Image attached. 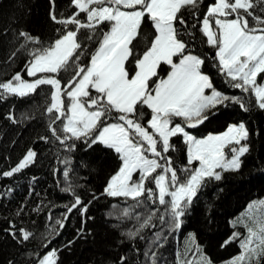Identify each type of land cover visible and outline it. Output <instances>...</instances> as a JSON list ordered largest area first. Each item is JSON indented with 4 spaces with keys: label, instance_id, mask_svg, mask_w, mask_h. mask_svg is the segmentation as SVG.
<instances>
[{
    "label": "snow or ice",
    "instance_id": "snow-or-ice-1",
    "mask_svg": "<svg viewBox=\"0 0 264 264\" xmlns=\"http://www.w3.org/2000/svg\"><path fill=\"white\" fill-rule=\"evenodd\" d=\"M49 5L48 17L62 26L54 38L45 41L24 27L11 30L19 46L8 60L21 52L26 56L23 68L0 81V99L33 100V94H50V99L45 97L47 129L36 139L58 142V148L68 150L62 161L63 191L71 194L66 211L50 225L53 234H60L75 209L81 226L73 240L84 238L94 232L86 227L95 219L89 216L93 202L121 198L127 206L113 227L132 245L135 264H215L196 232L185 237L171 261L166 245L184 229L209 185L220 188L242 174L251 151L248 123L226 118L224 130L206 134H197V126L217 120L221 107L233 102L246 112L264 110V0H209L205 11L202 0H70L68 15L56 11V0ZM197 26L201 43L212 49L206 54L193 42ZM82 30L87 34L81 35ZM146 30L151 38L140 47ZM9 31L4 29L6 35ZM209 56L224 80L247 95L216 86L204 70ZM30 111L6 115L17 122ZM81 148L93 159L114 161L102 191L91 188L87 196L76 190L70 166L71 151ZM179 152L184 158L176 155ZM40 155L38 148L28 147L15 166L0 174L12 176L34 165ZM247 208L257 211L243 220L232 218L235 230L221 243L240 248L226 264H264V198L249 201ZM8 225L5 239L24 243L36 235L27 226H17L16 220ZM73 240L48 247L52 241L45 238V251H32L31 264H62L61 249ZM118 259L128 264L131 256L121 254ZM6 264L17 261L12 257Z\"/></svg>",
    "mask_w": 264,
    "mask_h": 264
},
{
    "label": "trees",
    "instance_id": "trees-1",
    "mask_svg": "<svg viewBox=\"0 0 264 264\" xmlns=\"http://www.w3.org/2000/svg\"><path fill=\"white\" fill-rule=\"evenodd\" d=\"M208 3L209 0H202V11L206 10L203 6ZM49 6V0H0V81L23 68L25 62L26 54L23 52L8 60L11 51L19 46L18 42L12 41V29L27 28L45 41L57 35L55 29L62 26L48 17ZM55 8L58 13L68 15L73 6L70 5V0H56ZM5 28L10 30L7 35L4 33ZM196 31L197 38L193 42L198 45L199 51L205 54L212 51L211 46L201 43L202 34L198 32V26ZM86 34L87 31L82 30L81 35ZM150 38L151 33L146 30L140 47L145 46ZM93 46L94 43L90 45ZM81 59L84 61L86 58ZM204 70L212 75L214 83L222 90L235 95H247L240 89L232 88L224 80L223 74L219 73L211 62V56L208 57ZM70 73L71 69L65 76H69ZM24 75L26 76V73ZM33 96V100L20 97L9 101L0 99V173L15 166L28 147L35 146L41 153L34 165H29L12 176L0 174V264H6L7 259L12 257H15L17 264H31L34 258L30 254L32 251H45L42 246L45 238L52 241L48 247H59L68 240H73L81 226V216L74 209L59 235L53 234L50 228V225H55V221L66 211L65 205L71 199V194L63 191L65 177L62 170L65 164L62 161L68 150L58 148V142L49 144L36 139L37 133L44 134L47 129L45 97L48 96L50 99V94L45 91L42 95ZM28 110H31L28 116L17 122L11 121L6 115V112L13 111L19 117L20 112ZM216 115L218 119L212 123L205 122L197 126V134L224 130L226 118L243 119L251 130L249 137L251 151L246 154L242 174L233 177L220 188L209 185L205 194L201 196L196 211L186 220L184 229L169 238L166 250L170 261L176 249L184 247L185 237L191 232H196L200 244L204 246L203 251L215 264H226L229 257L240 251L239 245L233 242L221 247L222 241L235 230L231 219L243 220L249 212L257 211L255 208L248 209L247 205L249 201L264 196V110L254 109L246 112L238 103L233 102L230 106L221 107ZM257 129L261 131L258 133ZM47 134L51 135L50 132ZM173 141L182 144V140L176 137ZM71 155L74 157L70 166L75 169L73 183L76 190L86 196L89 195L91 188L102 191V185L111 172L114 161L103 157L93 159V156L87 154V150L83 148L79 151L73 149ZM176 155L184 158L185 154L179 152ZM126 206L127 202L121 198L103 197L94 201L90 206L89 216L95 219H89L86 223V227L93 228L94 232L88 233L84 238L77 237L71 245L61 249L62 264H109V262L119 264L118 258L121 254L131 256L128 264H135L136 256L129 252L132 245L121 236L118 228L113 227L120 222L118 217L108 215L110 211L116 213L115 207ZM18 210L21 212L19 216L16 215ZM49 212L52 214L51 219ZM9 220H16L17 226H27L36 235L24 243H18L11 238L5 239ZM238 227L242 232L245 231L243 224ZM121 240L124 242L120 243ZM137 246L142 247L143 241H139ZM189 258H193L191 254Z\"/></svg>",
    "mask_w": 264,
    "mask_h": 264
},
{
    "label": "rangeland",
    "instance_id": "rangeland-1",
    "mask_svg": "<svg viewBox=\"0 0 264 264\" xmlns=\"http://www.w3.org/2000/svg\"><path fill=\"white\" fill-rule=\"evenodd\" d=\"M261 198H264V196H262ZM124 208L125 207H119V208L115 207L114 210H115L116 214H118V215H115V216L116 217L123 216V214H124Z\"/></svg>",
    "mask_w": 264,
    "mask_h": 264
}]
</instances>
